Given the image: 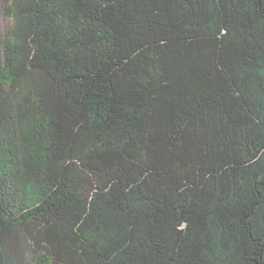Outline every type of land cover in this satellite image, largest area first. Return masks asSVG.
Instances as JSON below:
<instances>
[{
    "label": "trees",
    "instance_id": "16d2710c",
    "mask_svg": "<svg viewBox=\"0 0 264 264\" xmlns=\"http://www.w3.org/2000/svg\"><path fill=\"white\" fill-rule=\"evenodd\" d=\"M0 1V264H264V0Z\"/></svg>",
    "mask_w": 264,
    "mask_h": 264
},
{
    "label": "rangeland",
    "instance_id": "374dc122",
    "mask_svg": "<svg viewBox=\"0 0 264 264\" xmlns=\"http://www.w3.org/2000/svg\"><path fill=\"white\" fill-rule=\"evenodd\" d=\"M10 25V20L7 19L2 13L1 1H0V30H5Z\"/></svg>",
    "mask_w": 264,
    "mask_h": 264
}]
</instances>
